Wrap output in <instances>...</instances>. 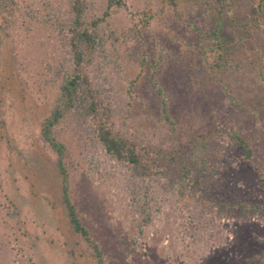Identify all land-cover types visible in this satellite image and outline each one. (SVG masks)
I'll list each match as a JSON object with an SVG mask.
<instances>
[{
  "label": "rangeland",
  "instance_id": "1",
  "mask_svg": "<svg viewBox=\"0 0 264 264\" xmlns=\"http://www.w3.org/2000/svg\"><path fill=\"white\" fill-rule=\"evenodd\" d=\"M245 1L250 26L243 32L227 28L240 65L226 75L242 107L210 82L190 49L191 23L202 22L199 12L178 19L157 15L151 31L144 29L148 52L153 54L156 40L160 46L158 74L179 145L209 150V159L203 155L200 161L210 180L199 189L204 202L194 195L182 199L174 173L132 176L105 152L89 120L72 113L56 125L69 150L70 197L102 250L100 262L67 224L56 155L40 136L41 121L71 64L52 21V14L68 16V0H16L12 13L10 7L0 11V36L8 40L0 57V264H264V213H225L206 205L240 199L264 204V0ZM103 2L88 0V16L100 13ZM141 8L142 0H126L101 25L103 49L90 75L103 102L115 108L116 125L168 146L170 130L141 113L136 101L155 98L159 108L146 83L133 99L134 111L125 110L139 45L127 27ZM229 130L249 141L252 163L232 144ZM71 246L79 253L76 263L66 252Z\"/></svg>",
  "mask_w": 264,
  "mask_h": 264
},
{
  "label": "trees",
  "instance_id": "2",
  "mask_svg": "<svg viewBox=\"0 0 264 264\" xmlns=\"http://www.w3.org/2000/svg\"><path fill=\"white\" fill-rule=\"evenodd\" d=\"M88 6V0H68L66 10L68 16L52 14L54 17L52 21L58 25L62 45L68 53L71 64L69 70L62 75L48 112L41 121L40 136L56 155L55 167L60 177L59 197L65 210L67 224L85 243L90 244L94 257L100 262L102 250L90 237L89 230L83 224L70 197L66 162L69 158V150L65 142L57 136L56 125L72 113L83 120H89L105 152L125 165L132 176L152 177L174 173L177 176V186L182 199L194 195L204 202L206 196L199 189L207 187L210 180L203 172L205 165L201 162H205L204 158L209 159V150L194 148L185 151L179 145L178 126L169 109L168 94L158 74L160 46L156 40L153 54L148 52L143 38L144 29L151 31L152 21L157 15L178 19L179 16L183 18L190 12H199L202 22L191 23L195 34L189 42L190 49L210 82L220 87L232 105L240 107L231 80L226 75L228 68L240 65L229 44L227 28L234 26L243 32L242 29L248 28L250 24L244 13L245 0H142V8L136 11L132 23L127 27V33L131 31V36L137 37L139 45L135 55V71L127 79V92L132 101L126 102L125 110L134 111L133 99L140 97L137 90L146 83L159 98V108L154 102L155 98L149 101L141 97L142 99L137 98L136 101L141 103V113H145V116L162 123L170 130L171 144L162 146L145 140L135 133L125 132L116 125L115 108L109 102H103L100 89L90 75V65L96 58L99 48L103 49L101 25L119 9L125 7L126 0H104L100 13L89 16ZM18 7L16 0H0V11L9 8L12 13L11 10ZM257 7L261 8V4L258 3ZM5 41H8L7 38L0 36L1 58L4 56L1 44ZM227 135L233 145L242 148L246 161L252 163V148L249 141L234 130H229ZM254 169L260 178V169L258 167ZM260 179L264 180L263 177ZM206 205L210 210L217 209L225 213L229 211L264 213V204L244 199H240L237 203L222 202L216 206V202H211ZM76 251L72 246L66 248L72 263L77 261L79 253H75Z\"/></svg>",
  "mask_w": 264,
  "mask_h": 264
}]
</instances>
